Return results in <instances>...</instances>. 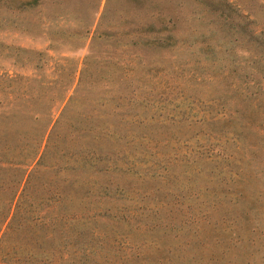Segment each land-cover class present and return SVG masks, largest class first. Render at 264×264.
I'll list each match as a JSON object with an SVG mask.
<instances>
[{"label":"rangeland","instance_id":"374dc122","mask_svg":"<svg viewBox=\"0 0 264 264\" xmlns=\"http://www.w3.org/2000/svg\"><path fill=\"white\" fill-rule=\"evenodd\" d=\"M0 73L78 87L67 116L114 129L98 146L110 185L77 188L81 262L264 264V0H0ZM234 135L254 160L234 161ZM49 188L28 189L25 236L4 240L33 258Z\"/></svg>","mask_w":264,"mask_h":264},{"label":"trees","instance_id":"16d2710c","mask_svg":"<svg viewBox=\"0 0 264 264\" xmlns=\"http://www.w3.org/2000/svg\"><path fill=\"white\" fill-rule=\"evenodd\" d=\"M80 79L82 73L76 80ZM34 82L42 85L36 77L0 73V170L1 178L13 187L11 198L3 202L0 210V264H84L81 258L90 259L92 248L66 247L79 241L72 232L79 211L74 204L79 195L77 188L86 186L85 192L90 194L91 184L97 183L103 189L110 185L100 182L114 169L103 160L101 156L106 154L98 146L102 139L114 134V129L110 123L99 120L91 109L76 112L75 117L67 116L78 98V87L72 94L70 88L62 87L31 90L30 84ZM33 98L39 99L35 106ZM259 136L263 139L264 133ZM227 140L234 144L237 164L254 160L258 149L255 142L236 135ZM36 183L53 188L44 194L48 207L45 239L50 246L41 251L40 257L33 258L29 248L10 246L4 240L10 234H18V238L19 232L24 234L29 205L34 199L28 189ZM92 235L98 236L97 232ZM161 264L178 263L163 260Z\"/></svg>","mask_w":264,"mask_h":264}]
</instances>
